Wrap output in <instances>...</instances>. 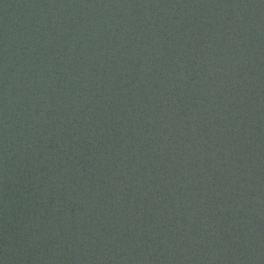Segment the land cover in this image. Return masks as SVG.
<instances>
[{"label": "water", "instance_id": "1", "mask_svg": "<svg viewBox=\"0 0 264 264\" xmlns=\"http://www.w3.org/2000/svg\"><path fill=\"white\" fill-rule=\"evenodd\" d=\"M0 264H264V0H0Z\"/></svg>", "mask_w": 264, "mask_h": 264}]
</instances>
